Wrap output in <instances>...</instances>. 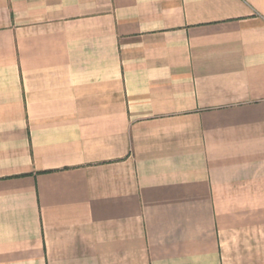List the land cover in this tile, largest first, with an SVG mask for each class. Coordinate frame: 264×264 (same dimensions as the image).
Returning <instances> with one entry per match:
<instances>
[{
    "label": "crops",
    "instance_id": "obj_1",
    "mask_svg": "<svg viewBox=\"0 0 264 264\" xmlns=\"http://www.w3.org/2000/svg\"><path fill=\"white\" fill-rule=\"evenodd\" d=\"M0 264H264V0H0Z\"/></svg>",
    "mask_w": 264,
    "mask_h": 264
}]
</instances>
